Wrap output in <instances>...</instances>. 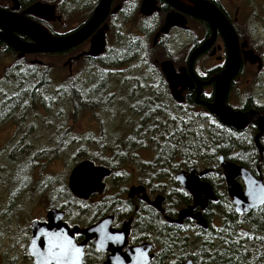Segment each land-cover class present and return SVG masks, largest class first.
Instances as JSON below:
<instances>
[{
    "label": "flooded vegetation",
    "instance_id": "obj_1",
    "mask_svg": "<svg viewBox=\"0 0 264 264\" xmlns=\"http://www.w3.org/2000/svg\"><path fill=\"white\" fill-rule=\"evenodd\" d=\"M144 1L148 3L152 10L149 15L140 13V8ZM98 2L99 0L93 1V6L88 14L76 25L72 19V14L74 11L79 10H74L75 4L76 8L82 6V0H0V11L3 12V14L11 15L19 21L41 26L45 28L51 36L60 37L72 33L81 27L90 18ZM37 3L54 7V19L47 20L26 13L27 10ZM250 4H255L258 7L262 5L260 2L257 3L256 0H111L108 16L102 25L93 33L94 35L98 29L106 26L104 34L105 48L101 56L91 58L83 55L89 49L90 38L77 47L62 53L25 54L21 58H18L19 54L17 52L0 41V86L5 87L6 82L17 79V75H21L27 67L34 68V70L43 68L45 64H43L42 60L46 57L64 60L61 68L67 71L65 80L73 78V70L76 63L83 61L85 62L84 66H86V63L91 60H97L100 57L102 58L105 53L109 52L107 49V40L110 30L113 28L116 30V37L118 40L115 48H121L123 46L125 37H133L138 41L144 40L143 43L145 44L146 50L150 51V59L151 54L159 58V60L153 59V62L158 64L159 69L160 64L167 61L171 63L176 74L180 75L182 73L181 76L185 77V75H187L189 77L192 83V89L185 88L181 91L180 96L183 99L181 103L176 102L172 98L170 88L163 74L161 73V76L155 77L159 79V85H157L158 94L161 95L160 97L166 98L167 101L165 100V103L168 104L166 108H171L168 111L173 110L172 112H174L177 108L179 110V115L185 116L186 107L184 106L188 105L191 108H193V106L203 107L196 102L197 85L195 80L205 84L210 79L219 76L224 69L227 60L226 42L229 40L231 31L236 37L241 53V65L238 74L230 82L226 105L233 111L246 114L248 119L252 120V122L241 131H236L222 125L230 130L232 134H235L239 142H241L240 145H231L229 148L223 149L231 158L243 161L246 165L242 167L247 169L254 178L262 179L264 183V133H260L256 124L259 118H264V90L259 92L258 85L256 84L254 86V81H251L249 76L247 78L242 74L243 68L248 66L250 70L253 69L255 70L254 72L257 73L256 81L260 78L262 80L264 79V56L258 55L261 61L260 67L258 63L250 64L245 62L242 57V53L247 51H251L256 55L254 52L255 46L264 45V12L260 10H249ZM204 5L214 8L210 14L213 17L211 22L204 21L197 17L199 14L198 8ZM114 9H116V11L113 12ZM59 11L62 15L58 14ZM63 16L68 22L65 28L61 30L59 26L64 27ZM168 17H173L172 22L167 28V31L163 33L162 30L166 27ZM0 25L7 28V22L1 19V17ZM1 26L0 33L3 30ZM118 29H120L121 35L120 32H117ZM13 34L24 43L31 42L28 38L21 36L19 33L13 32ZM203 46H206L205 50L196 56L189 71L188 63L190 55ZM76 57L79 58L75 59ZM104 62L105 60L100 61L101 65L105 66ZM102 71H105V69L103 68ZM153 78V76H147V79L152 80L150 86L154 85L153 82L155 81H153ZM183 81H185V79ZM177 88L180 90L181 86L179 85ZM200 89L198 101L212 102L214 82L207 85L202 84ZM237 92L242 93H240L238 97L239 102L235 103L233 102V95ZM160 97L158 98L160 99ZM176 119L177 118L173 121ZM215 120L217 124L221 125L216 118ZM220 157L223 158L220 154L217 157V161ZM224 160L232 162L230 160ZM235 164L239 165L237 163ZM190 169H194L196 175L204 171L207 172L205 175L199 177L198 180L199 182L208 184L217 199L216 202H208L206 209L201 212L202 217H204L207 225H209L208 216L213 215L212 209L214 205H232L227 194V186L223 172L220 166L219 169L215 171L209 168L201 170L188 168L180 170L179 172L188 174ZM110 171V176L103 180L105 189L101 194H93L88 200H80L75 198L68 191L70 197L62 201H66L67 205H62L60 207L50 206L44 217L37 222L47 224V213L51 210H57L62 212V222L69 229L78 228L79 230H84L96 225L106 217H113V221L110 225L111 230H121L124 225L128 224L126 247L140 246L142 244L152 245L150 254L153 257L149 264H153L155 261L157 253L156 247L147 235H138V231L135 229L138 221L146 220L148 219V215L152 214L154 217H157L162 224L172 228L175 232L174 236L177 235L178 238L187 237L188 231L191 232L190 229H194V231L199 229L192 219H186L180 225L169 223L166 220L167 218L172 220L177 219L180 210L193 205L192 198L175 178L179 172L164 175L165 177L162 181L161 188H157L160 185H156L154 182L146 183L142 181L140 182L141 185L138 184L125 189H116L114 187L117 193L112 197H104L103 193L106 191L108 180H111L114 185L121 184L118 183V181H122L120 173L119 176H117L118 172L115 174V181L114 177H112L114 174H112V170ZM171 178L174 180V185L170 181ZM238 182H241L240 179H238ZM138 186L144 188L150 200H153L157 195H161L164 198L162 202L163 213H159L148 205L146 201L140 198L141 195L128 197L129 189ZM179 194L189 196V203L180 206L181 199H179ZM73 199L77 201L74 202ZM102 199L106 200L101 202ZM108 199L109 201L107 202ZM92 201L94 203L92 205L89 204ZM198 211L199 209H194L193 214ZM24 230L28 233L26 239H28L29 243L31 228L29 226ZM73 239L76 245L83 244L82 264H104L109 256V252L97 250L94 244L95 238L87 240L84 235L75 233L73 234ZM28 243L26 245V251ZM171 254V251H165L164 256L170 257ZM28 259L30 263L33 264L32 258L29 255Z\"/></svg>",
    "mask_w": 264,
    "mask_h": 264
},
{
    "label": "trees",
    "instance_id": "obj_2",
    "mask_svg": "<svg viewBox=\"0 0 264 264\" xmlns=\"http://www.w3.org/2000/svg\"><path fill=\"white\" fill-rule=\"evenodd\" d=\"M143 41L125 37L121 48H115L114 51L105 53L102 58L86 63L84 70L92 71L91 76L82 81L76 77L65 80L55 92L59 103L70 107L72 121L73 117L86 114L97 117L102 107L109 109V102L112 103L113 109L116 103L121 102L120 107L124 111L132 110V115L137 118L133 127L123 131V135L113 140V145L108 149L110 155L97 160L98 163L112 170L114 174L112 177L115 179V174L120 172L123 166L129 163L135 165V157L129 154L135 148L138 151L154 153V162L148 164L147 168L141 167V171L145 172L151 166L153 170H157L154 180L146 181V183L155 181L156 185H160L157 188L162 187L164 175H168L166 171L177 173L188 168L218 170L217 157L220 154L226 160L245 166L243 161L231 158L224 150L231 145H240L239 139L230 130L217 124L215 118L205 108L196 106L191 108L186 105L185 116H180L177 108L174 112L168 111L171 108H166L168 105L165 103L166 98L160 97L157 92L159 79L155 77L162 74L150 61V51L146 50ZM102 60H105V66L101 65ZM134 61L145 65L147 75L155 78L154 85L150 86L152 82L144 77L135 80L134 83L128 82L132 85L125 90L123 81H120L122 93H116V90H113L115 81L107 82L109 78H116L115 74H110L107 79L103 68L115 71L116 68ZM52 83L54 82L50 80L48 70L44 67L36 70L27 67L21 75H17V79L6 82L5 87L0 86V120L12 119L17 122L21 111L28 106L31 109L28 113L42 104L48 108L47 104L51 101L46 99L43 101L41 91H47ZM175 118L177 119L173 121ZM98 123L101 122L98 120ZM160 126L167 127L168 132L165 137L154 138L153 134ZM59 140L56 150H51L53 153L47 149L34 151L33 146L25 144V147L15 148L16 150L13 149L6 156L4 160H10L14 165H18L17 160L23 157L20 158L22 169L16 186L39 185L37 177L45 174L46 164L55 159L58 151L67 148L69 141L65 142L63 137ZM80 142L77 140L74 145H80ZM85 143H90L91 148L95 146L97 149L101 148L91 138L81 142L82 146L87 148L84 146ZM98 154L101 155V151ZM2 158L0 155V160ZM30 172L32 176L28 180L26 174ZM3 177L0 176V184ZM122 181H125V178H122ZM170 181L175 184L173 178ZM57 186L63 189L57 196L51 193L50 199L55 200L56 196L59 202L67 200L70 197L67 188L63 185ZM179 199L180 206L189 203V196L179 194ZM212 210L213 215L208 216L210 222L208 228L206 230L199 228L195 231L190 229L191 232L188 231L185 238L174 236V230L162 224L152 214L148 215V219L138 221L135 227L138 235H147L155 244L157 253L153 264H176L185 260H192L193 264H264V205L243 216L237 215L230 204L225 207L214 205ZM165 251H171L170 257L164 256Z\"/></svg>",
    "mask_w": 264,
    "mask_h": 264
},
{
    "label": "water",
    "instance_id": "obj_3",
    "mask_svg": "<svg viewBox=\"0 0 264 264\" xmlns=\"http://www.w3.org/2000/svg\"><path fill=\"white\" fill-rule=\"evenodd\" d=\"M111 0H99L90 18L74 32L64 36L54 37L49 35L45 28L32 25L27 22L19 21L8 14L0 13L1 19L7 22V28H3L0 33V41L17 52L18 58L25 54H57L68 51L82 44L90 38V46L83 55L91 58L99 57L103 54L105 48L104 34L106 26L99 28L110 10ZM141 5L140 13L149 15L151 13L148 3ZM213 8V7H212ZM204 5L198 8L200 19L211 22L213 17L210 15L214 10ZM116 9L113 10V12ZM26 13L53 20L55 17L54 7L37 3L32 6ZM173 17H168L166 27L163 33L171 25ZM13 32L19 33L21 36L28 38L31 42L24 43L14 36ZM227 43V60L221 74L208 82L201 83L195 80L197 85L196 102L203 106L209 114L214 116L217 121L228 128L236 131L243 130L252 120L248 116L239 111H233L226 105V98L230 87V82L238 74L241 65V53L238 43L233 32L230 31ZM203 46L190 55L188 69L197 55L205 50ZM243 60L250 64H257L260 67V58L251 51L242 53ZM76 57L75 59H78ZM160 71L166 79L171 96L176 101H183L180 96L181 91L185 88L192 89L191 80L187 75L185 77L175 73L170 62H162ZM183 72V70H182ZM185 79V81H183ZM214 82L212 102L198 101L200 96V86ZM181 86L178 90V86ZM256 124L260 133H264V118H259ZM219 166L223 172V176L227 186V194L233 205L234 212L243 216L253 209L260 208L264 205V183L262 179L254 178L250 172L242 166L235 163L225 161L219 158ZM204 171L198 175L194 169H190L189 173L179 172L176 180L181 187L192 198L193 205L184 208L178 212L177 219L167 218L169 223L182 224L186 219H192L196 225L206 230L207 222L202 217L201 212L207 207L208 202H216L210 186L206 183L199 182L198 178L205 175ZM111 174L110 169L103 166H96L94 163L83 160L77 163L71 170L67 178V189L77 199L88 200L93 194H101L105 189L103 180ZM240 179V183L238 182ZM133 195H141L140 198L148 203L153 209L159 213H163L162 202L164 198L161 195L155 196L150 200L142 186L131 187L128 197ZM194 209L199 211L193 214ZM63 214L57 210H51L47 213V224H41L34 221L31 223V238L27 246L28 255L32 258L33 264H82V248L83 244L76 245L73 234L80 233L87 240L95 238V246L99 251L109 252L104 264H149L152 255L150 251L152 245L142 244L140 246L126 247L128 237V224L124 225L121 230H111L110 225L113 217H106L94 226L88 229L79 230L78 228L69 229L62 222ZM180 264H193L192 260L184 261Z\"/></svg>",
    "mask_w": 264,
    "mask_h": 264
},
{
    "label": "rangeland",
    "instance_id": "obj_4",
    "mask_svg": "<svg viewBox=\"0 0 264 264\" xmlns=\"http://www.w3.org/2000/svg\"><path fill=\"white\" fill-rule=\"evenodd\" d=\"M93 1L82 0V6L80 8H76L75 4L74 10L79 9L72 14L75 25L88 14L93 6ZM256 2H260L262 5L258 7L255 4H250L249 10H260L264 12V0H256ZM58 14L62 15L60 11ZM63 22L64 27L59 26L61 30L65 28L68 22L64 16ZM117 32H120L121 35L120 29ZM116 36V30L112 28L107 40L108 51H114L116 43L118 42ZM254 52L257 56H264V45L255 46ZM153 59L159 60V58L151 54L150 60L159 69L158 64L153 62ZM63 61L53 57H46L42 60L43 64H45L44 68L48 70L50 80L52 79V82H54L47 91H41L43 101L44 99L51 101L48 104L44 102L49 106L48 108L42 104L32 110L31 113H28V110H31L28 106L21 111L17 122L12 119L0 120V155L3 157L0 160V176H4L2 184H0V264H31L26 251V245L28 243L26 237L28 233L24 229L29 227L31 222L43 218L50 206L60 207L67 205L66 201L59 202L56 199L58 192L63 189L57 185H63L67 188V178L70 170L83 160H88L96 166H101L97 160L101 158L105 159L106 156L110 155L108 154V149L113 145V140L123 135V131L129 130L137 121V118L132 115V110L124 111L120 107L121 102L116 103L114 109L112 103L109 102V109L102 107L97 117L92 116V114H86L85 116L73 117L72 121V114L69 112L70 107L63 105L62 102L59 103L55 94L60 85L65 81L67 75V71L61 68ZM84 63L83 61H79L75 64L73 70L74 78L76 77L80 81L93 74L92 71L84 70ZM105 71L103 72L106 73L107 79L110 74H115L116 78H109L107 82L115 81L113 90H116V93L120 94L122 91H120L121 86L119 87V81H123L126 90L129 85H132L128 84V82L134 83L136 82L135 80L143 79L144 77L147 78L148 76L145 65L137 61L120 66L115 71L112 69H105ZM254 71L246 66L243 68L242 74L247 78L249 76L251 81H254V86L257 84L258 91L261 92L264 90V79L262 80L260 78L256 81L257 73ZM148 81L150 82L152 80L149 79ZM138 87L142 86L138 85ZM240 93L237 92L233 95V102H239L238 97ZM98 120L101 122L100 124ZM206 124L208 125V123ZM167 132V127L160 126L153 136L154 138L165 137ZM61 137L64 138L65 142L69 141L70 144L68 143L64 151H58L55 159L46 164L45 174L36 176L39 185L28 184L29 186H16L19 172L22 169V160L20 158L23 157L17 160L18 165H14L10 163V160H4L6 156L15 148L25 147V144L31 147L33 146L34 151L44 149L50 151L56 150L60 143L59 138ZM65 137L67 138L66 140ZM86 138H91V140L96 141L101 148L97 149V146L91 148L90 143H85L84 146L87 148H84L81 142ZM77 140L81 141L80 145H74ZM99 151H101V155L98 154ZM129 154L133 158L135 157V165L129 163L119 170L121 173L118 172L117 176L120 173V177L125 178V181H118L121 184L114 185L111 180H108L106 191L103 193L104 197H112L117 193L116 189H125L130 186L141 185L140 182L142 181L154 180L153 177L157 175V170H153L152 166L149 167V170L145 171L146 173L141 171V167L147 168L148 164L154 162V153L138 151L135 148ZM92 159L94 162L91 161ZM1 165H4V167ZM166 174L169 175L171 173L166 171ZM31 176V172L30 174H26L28 180ZM51 185L53 188H51ZM51 193L56 195L55 200L50 199ZM105 200L102 199L101 202ZM93 203L92 201L89 204L92 205Z\"/></svg>",
    "mask_w": 264,
    "mask_h": 264
},
{
    "label": "bare ground",
    "instance_id": "obj_5",
    "mask_svg": "<svg viewBox=\"0 0 264 264\" xmlns=\"http://www.w3.org/2000/svg\"><path fill=\"white\" fill-rule=\"evenodd\" d=\"M152 124V123H151ZM171 128V127H170ZM160 130V129H159ZM229 229V228H228Z\"/></svg>",
    "mask_w": 264,
    "mask_h": 264
}]
</instances>
